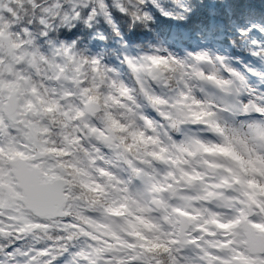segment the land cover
<instances>
[{
  "label": "snow or ice",
  "instance_id": "obj_1",
  "mask_svg": "<svg viewBox=\"0 0 264 264\" xmlns=\"http://www.w3.org/2000/svg\"><path fill=\"white\" fill-rule=\"evenodd\" d=\"M18 2L39 31L0 0V229L58 238L0 248V264H264V0ZM81 26L94 50L73 43ZM171 82L175 96L158 91ZM130 83L165 122L145 120L152 135L132 123ZM186 125L207 132H159Z\"/></svg>",
  "mask_w": 264,
  "mask_h": 264
},
{
  "label": "clouds",
  "instance_id": "obj_2",
  "mask_svg": "<svg viewBox=\"0 0 264 264\" xmlns=\"http://www.w3.org/2000/svg\"><path fill=\"white\" fill-rule=\"evenodd\" d=\"M4 9H12V13L8 15V19L14 24L17 28L23 30L25 27H31L34 33H38L39 25H38V17L39 10L33 14V11L29 7L21 8L18 0H4ZM18 14V15H17ZM72 27H76V25H72ZM105 27L106 39L103 44H100L99 47L102 48L105 52V55L108 56L111 53L113 45L114 36L111 31ZM71 31V29H68ZM92 29L81 26L78 34L74 37L73 43L78 44L81 48H88L90 50H94L95 41L91 36ZM53 39H58L63 42L68 39L67 36H61L59 32L54 33ZM237 71H240L237 69ZM128 87L131 90V95L135 98L137 104L141 107L136 110V118L132 122L135 128L138 131L145 132L147 135H152L150 129H147L145 120H151L155 125L160 126L165 122L161 120L156 114L155 110L145 104L142 94L138 87L133 84H129ZM191 87L193 90V95H199L201 87L203 85L195 80L192 81ZM158 91L163 92L166 96H175L179 91V88L174 82H171L166 88L158 89ZM127 103V102H126ZM121 109L118 106H113V114H119ZM143 117V119L141 118ZM97 124L103 125L106 120V115L103 111L97 113L94 117ZM168 131L174 138L178 140H184L188 137L195 136H203L207 130L201 128L196 125H186L179 131L166 129L165 127H159V132L164 133ZM163 138V137H162ZM209 139V137H206ZM84 144L89 145L90 148H95L98 142L93 137L92 139H85ZM99 156L104 157L106 160H112L114 157L113 152L105 147L103 144L99 145ZM80 159L87 164V156L86 154L80 153ZM103 164V161H100L97 166ZM4 215H15V213L10 210H5ZM20 227V225L13 221L12 225H6L4 229H0V248L8 249L9 246L12 247L13 250L20 249L22 251H30L33 248H48L50 247V242L55 241L58 238V234L54 230H45L43 228L36 229L25 227L23 233L19 236L16 235V228ZM27 257L17 256L16 261L13 264H27Z\"/></svg>",
  "mask_w": 264,
  "mask_h": 264
},
{
  "label": "trees",
  "instance_id": "obj_3",
  "mask_svg": "<svg viewBox=\"0 0 264 264\" xmlns=\"http://www.w3.org/2000/svg\"><path fill=\"white\" fill-rule=\"evenodd\" d=\"M205 2H208V0H205ZM217 2H219V0H217ZM197 22L196 18L194 17L191 21V23L195 24Z\"/></svg>",
  "mask_w": 264,
  "mask_h": 264
}]
</instances>
